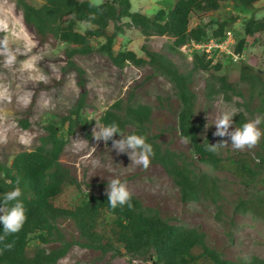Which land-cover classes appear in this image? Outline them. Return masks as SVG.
Returning a JSON list of instances; mask_svg holds the SVG:
<instances>
[{"label": "trees", "instance_id": "16d2710c", "mask_svg": "<svg viewBox=\"0 0 264 264\" xmlns=\"http://www.w3.org/2000/svg\"><path fill=\"white\" fill-rule=\"evenodd\" d=\"M260 0H174L173 6L159 9L153 16L132 12L131 0H106L102 5L90 7L91 0H42L40 6L29 0H16V8L22 12L27 29L38 45L65 44L64 71L77 73L79 94L74 105L57 120L48 121L45 135L32 151L17 154L11 163H0V199L5 192L17 186L22 189L26 221L21 230L7 237L5 243H13L5 250L0 243V264H57L74 246L99 251L102 255L119 253L121 247L131 259L152 261L153 264H264L257 257L233 262L210 246L204 231L172 224L156 208L146 206L132 195L133 208L127 205L112 208L108 196L84 193L80 182L69 168L61 162V155L77 130L90 137L91 122L84 116L88 106V87L85 70L79 67L74 57L99 53L110 59L115 67L124 70L128 65L149 66L154 75L166 77L173 85L179 104L174 109L179 134L192 145V155L177 153L163 147L160 134L151 129L153 109L136 100L135 90L126 99L114 102L101 116L100 123L119 125L125 134L136 133L147 137L155 155L150 164H158L177 185L182 202H198L207 199L213 203L222 200L218 177L201 170L197 162L214 170H228L250 191L259 192L247 198H239L234 210L252 213L264 220V139L258 154H238L224 158L217 152L206 150L208 144L215 145L210 136L204 135V127L196 121L198 95L194 90V74L212 70L220 72L222 65H213L212 58L202 52L192 59V69L183 72L166 54L153 49L149 44L142 47L144 57L132 50L115 52L119 35L125 32L123 19L129 26L139 29L147 41L154 37H170L169 51L176 53L189 43L208 40L207 25L202 22L206 14L218 11L223 4L234 9L254 11ZM193 19L197 25L191 27ZM237 18L218 23L215 38H225V30ZM244 32L253 36L264 32V20L250 17L244 20ZM85 26L84 31L79 26ZM97 41L102 43L95 44ZM245 39L239 40L236 51L240 54ZM212 69V70H211ZM241 78L264 103V86L261 77L247 65H242ZM222 85L230 91L236 87L221 77ZM35 97V96H34ZM29 107V113L35 103ZM164 102V99H160ZM264 112V106L261 108ZM240 116V126L245 123ZM22 127H30L29 120H21ZM117 136H120L117 134ZM256 158L260 163H256ZM9 181L11 183H9ZM68 186L81 192L74 208L57 204ZM107 216L106 227L102 221ZM70 223L73 230L66 229ZM3 224L0 223V234ZM39 246L28 250L31 241Z\"/></svg>", "mask_w": 264, "mask_h": 264}, {"label": "rangeland", "instance_id": "374dc122", "mask_svg": "<svg viewBox=\"0 0 264 264\" xmlns=\"http://www.w3.org/2000/svg\"><path fill=\"white\" fill-rule=\"evenodd\" d=\"M29 1L36 6L43 3L42 0ZM131 3L132 12L153 16L161 8L170 9L174 0H131ZM231 17L237 18V21L225 30V37L229 38L226 42L229 41V44H223L222 51L213 54L212 59L213 65H222L221 71H200L193 78V87L198 95L196 121L203 125L204 135L210 136L214 144L227 142V146L218 149L224 158L238 154H258L264 139L262 136L253 149L236 150L231 146L230 137L214 135L216 127L212 118L220 110H236L230 131L240 126V116H244L246 122L257 116L264 117V112H261L264 106L261 97L241 78L242 65H247L264 82V32L247 36L243 24L250 17L264 20V0L256 4L254 11L234 9L223 4L218 11L206 14L202 22L207 25L208 37H212L218 29V23ZM122 23L125 32L117 38L116 53L132 50L144 57L142 47L149 44L156 51L170 57L183 72H189L194 55L202 53L192 43L172 53L169 51L172 38L154 36L147 41L139 29L129 26V19H123ZM197 23L193 19L191 27ZM84 29L85 26H79L81 32ZM241 39L246 42L242 52L238 54L236 48ZM102 42L97 41L95 44ZM66 48L65 44H58L56 47L38 45L25 26L22 12L16 8V0H0V53L7 49L12 56L11 63L5 66V56L0 55V163H11L17 154L34 150L39 145L40 138L45 135V124L50 120H57L59 115L66 113L76 102L79 94L77 73L63 70L66 66ZM74 61L86 73L89 94L84 116L91 122L90 137L77 130L69 138L60 159L80 182L82 191L104 196L108 177H117L127 183L132 195L146 206L158 209L172 224L204 231L208 244L219 250L226 260L248 261L253 257L264 260V220L250 212L240 213L234 210L236 200L252 197L259 190L250 191L228 170H214L197 162L201 170L219 178L222 200L218 203L207 199L185 203L180 199L177 185L162 166L150 164L146 170L136 165L131 166L132 161L127 153L114 150L111 140L106 143L94 139L93 129L96 128V123H100L101 116L114 102L126 99L134 89L136 100L152 107L151 129L153 133L160 134L159 141L163 147L192 155L191 143L179 134L177 128L174 109L179 102L170 81L164 76L154 75L149 66L136 67L130 64L124 70L118 69L108 57L96 52L86 56L76 55ZM221 77H226L227 82L236 87V91L225 88L220 81ZM263 87L259 85L258 90ZM33 98L36 100L29 113ZM26 119L30 123L28 129H24L21 124V120ZM259 128L264 133V121ZM75 139H84L88 143L74 147ZM113 139L121 137L116 135ZM109 168L115 171L109 172ZM80 196L81 192L77 188L68 186L57 204L74 208ZM106 223L107 216L102 221V227H106ZM66 229L73 230V227L67 223ZM38 246L32 240L28 250L33 251ZM59 264L153 262L131 259L121 247L119 253L102 255L99 251L74 246Z\"/></svg>", "mask_w": 264, "mask_h": 264}, {"label": "clouds", "instance_id": "9594fccd", "mask_svg": "<svg viewBox=\"0 0 264 264\" xmlns=\"http://www.w3.org/2000/svg\"><path fill=\"white\" fill-rule=\"evenodd\" d=\"M102 3L103 0H91L90 7L99 8ZM0 55L5 56V66L11 63L12 56L7 49ZM235 112V109H230L220 110L215 113L212 118V122L216 127L214 135L221 138L230 137L231 146L236 150L255 148L261 137L264 136V133L259 128L261 122L264 121V117L257 116L230 131ZM117 134L120 135L121 139H113ZM93 137L96 141L103 140L106 143L111 140L114 150L118 153H127L132 161L131 166L136 165L146 170L150 166L151 158L155 155L152 145L147 142V137L136 133L125 135L115 122L108 125L96 123V128L93 129ZM87 143L88 141L84 139H75L73 141L74 147L87 145ZM227 145L226 141L215 145L208 144L206 150L215 153L219 148ZM256 163H260L258 158H256ZM108 171L114 172L115 169L109 168ZM9 183L11 182L9 181ZM22 195V189L19 187V181H17V186L5 192L2 199H0V223L3 224L0 243L4 244L5 250H11L13 247V243H5L7 237L19 232L27 218L26 209L21 199ZM106 195L108 196V204L112 208H116L118 205H127L130 209L134 207L131 203L132 193L128 189L127 183L117 177H108Z\"/></svg>", "mask_w": 264, "mask_h": 264}, {"label": "built area", "instance_id": "2783aa9c", "mask_svg": "<svg viewBox=\"0 0 264 264\" xmlns=\"http://www.w3.org/2000/svg\"><path fill=\"white\" fill-rule=\"evenodd\" d=\"M227 39H229V38L225 37L223 39L222 37L215 38L214 36H212V37H208V40L205 41V42H201V43L192 42V44L194 46H196L197 48H199L202 52H205L206 54H208V58H212L213 59V56H214L213 54H215L219 50H221L223 44H225V43L229 44V41L226 42ZM228 47H227V49H228Z\"/></svg>", "mask_w": 264, "mask_h": 264}]
</instances>
